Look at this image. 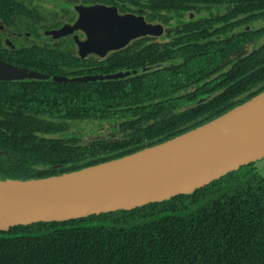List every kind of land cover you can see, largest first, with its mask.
<instances>
[{
	"label": "trees",
	"instance_id": "obj_1",
	"mask_svg": "<svg viewBox=\"0 0 264 264\" xmlns=\"http://www.w3.org/2000/svg\"><path fill=\"white\" fill-rule=\"evenodd\" d=\"M93 1L111 4L113 0ZM14 8L18 15L36 21L47 15L23 6L21 0H0V15L11 18ZM19 54L28 62L27 58L34 56L37 62L32 66L48 67L56 73L68 65L71 76L109 74L144 64L139 56L126 58L121 52L100 62L65 54L60 48L48 50L46 56L41 49H22ZM44 60L48 65H40ZM152 85L136 75L82 83L46 80L25 83L22 89L28 93L18 95L17 82L0 81V97L5 93L0 98V179L61 174L126 155L232 108L231 104L218 107L215 102L237 94L249 99L259 93L227 90L208 104L170 113L162 119L163 124L148 123L146 129L152 137L143 143L134 138L123 141V146L141 143L127 153L105 155L107 150L97 145L81 148L74 144L71 133L63 132L67 129L64 119L103 116L111 110L130 112L120 105L133 107L150 99L156 94ZM163 87L164 92L169 84ZM16 94L17 111L13 108ZM36 100L38 110L46 114L41 121L32 120L33 107L26 103ZM45 133L58 136L48 138ZM0 264H264V176L252 162L191 194L128 210L14 225L0 230Z\"/></svg>",
	"mask_w": 264,
	"mask_h": 264
},
{
	"label": "flooded vegetation",
	"instance_id": "obj_2",
	"mask_svg": "<svg viewBox=\"0 0 264 264\" xmlns=\"http://www.w3.org/2000/svg\"><path fill=\"white\" fill-rule=\"evenodd\" d=\"M21 1L23 6L44 11L47 15L36 21L18 15L16 8L11 18L0 15V61L46 76L67 79L93 77L85 81L141 76L153 83L156 94L163 92V86L169 84V89L159 96L155 94L133 107L130 104L120 105L119 108L130 109L128 113L111 110L103 116L64 119L67 129L63 132L71 133L76 140L74 144L81 148L97 145L107 150L105 155L127 153L130 152L127 150L141 143L123 146V141L129 138L141 140L142 143L148 141L152 137L146 129L148 123L163 124L162 119L170 113L179 114L208 104L227 90L264 91V0H113L111 4L93 0ZM42 5L48 7L52 14L48 16V9ZM94 5L114 7L120 15L141 18L150 31L133 37L115 50H107L102 56L94 52L80 54L78 44L87 37L82 29H72L57 37L50 35L51 31L62 26L73 25L78 17V6ZM59 48L65 54L95 62L121 52L126 58L139 56L144 64L137 69L109 74L71 76L69 72L72 69L68 65H63L61 72L56 73L48 70V67L32 66L31 63L37 62L34 56H29L28 62L24 61L25 56L19 54L22 49H41L46 56L48 50L58 51ZM38 59L42 62L41 57ZM211 60L218 61L211 63ZM40 65H48V61L44 60ZM116 74L120 75L110 77ZM46 80L66 82L36 76L0 78V81L9 84L17 82L20 88L18 95L28 93L22 89L25 83ZM17 94L13 104L15 111L18 106ZM3 96L5 93L2 92L0 98ZM246 100L237 94L214 102L218 107L228 104L235 107ZM36 102L26 103L33 107L32 120L41 121L46 114L38 110ZM5 105L11 107L9 102ZM18 111H22V106Z\"/></svg>",
	"mask_w": 264,
	"mask_h": 264
},
{
	"label": "water",
	"instance_id": "obj_3",
	"mask_svg": "<svg viewBox=\"0 0 264 264\" xmlns=\"http://www.w3.org/2000/svg\"><path fill=\"white\" fill-rule=\"evenodd\" d=\"M77 11L73 25L62 26L50 35L57 37L82 29L87 37L78 44L81 55L94 52L102 56L150 31L141 18L120 15L114 7L78 6ZM23 76L66 82L93 78L46 76L0 61V78ZM262 158L264 91L201 124L129 154L61 174L0 179V230L128 210L178 194H191Z\"/></svg>",
	"mask_w": 264,
	"mask_h": 264
},
{
	"label": "rangeland",
	"instance_id": "obj_4",
	"mask_svg": "<svg viewBox=\"0 0 264 264\" xmlns=\"http://www.w3.org/2000/svg\"><path fill=\"white\" fill-rule=\"evenodd\" d=\"M65 42L67 43V40ZM254 168L259 174L264 176V158L254 161Z\"/></svg>",
	"mask_w": 264,
	"mask_h": 264
}]
</instances>
